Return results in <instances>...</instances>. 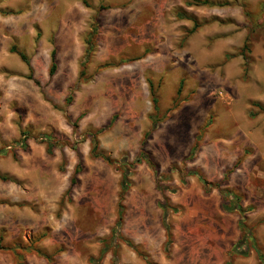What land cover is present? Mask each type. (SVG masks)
Instances as JSON below:
<instances>
[{"label":"rangeland","instance_id":"obj_1","mask_svg":"<svg viewBox=\"0 0 264 264\" xmlns=\"http://www.w3.org/2000/svg\"><path fill=\"white\" fill-rule=\"evenodd\" d=\"M259 103L264 0H0V264H264Z\"/></svg>","mask_w":264,"mask_h":264},{"label":"trees","instance_id":"obj_2","mask_svg":"<svg viewBox=\"0 0 264 264\" xmlns=\"http://www.w3.org/2000/svg\"><path fill=\"white\" fill-rule=\"evenodd\" d=\"M11 52L12 53H14V54H18L19 56H20V58L22 59V61H24L25 63H27V64H29V60H28V57H27V55L26 54H24L23 52H21V51H19L18 50V48L16 47V46H13L12 48H11ZM246 60H248V58H246ZM55 71H56V52H55V50L52 52V67H51V71H50V73H51V75H53L54 73H55ZM247 73V72H246ZM181 86H182V82H181V85H180V88H181ZM181 91V89H179V91L178 92H180ZM153 102H154V106H155V108L156 109H158V100H157V98L155 97V96H153ZM257 106L258 107H261L262 109H263V111H264V106L262 105V104H257ZM51 148H52V146L51 145H49V151L51 150ZM197 151V146L194 148V150H193V154L195 153ZM76 176H74L73 178H72V180H71V189L77 184V182H78V178H77V175L80 173V169H76ZM127 187H128V177H127V175H125L124 176V181H123V189H124V191L125 190H127ZM233 198H236L237 200L239 199V197L238 196H236V195H233ZM120 207L122 208V205L120 204ZM234 209H236V207L234 208ZM237 209H241V207L240 206H237ZM165 223V222H164ZM165 226L167 227V225H166V223H165ZM242 228L243 229H245L246 231H247V244H248V238H252V239H254L255 237H254V233L253 232H251V230L250 229H246L247 227L245 226V225H243V223H242ZM168 229V228H167ZM242 243V242H241ZM255 245V244H254ZM255 247H256V245H255ZM239 247H237V249H238ZM257 248V247H256ZM258 251V253H259V255H260V257L262 258V255H261V252L259 251V250H257Z\"/></svg>","mask_w":264,"mask_h":264}]
</instances>
